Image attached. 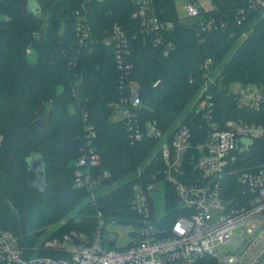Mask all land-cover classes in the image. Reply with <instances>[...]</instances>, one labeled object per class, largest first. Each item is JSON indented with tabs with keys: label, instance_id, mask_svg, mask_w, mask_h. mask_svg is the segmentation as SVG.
<instances>
[{
	"label": "trees",
	"instance_id": "16d2710c",
	"mask_svg": "<svg viewBox=\"0 0 264 264\" xmlns=\"http://www.w3.org/2000/svg\"><path fill=\"white\" fill-rule=\"evenodd\" d=\"M28 1L0 0V226L14 231L20 243L32 247L58 229L92 233L97 208L88 191L74 184L75 161L89 147L84 142L87 134L93 133L92 145L100 155L92 169L96 174L111 173L97 197L107 220L138 222L131 205L139 166L145 181L153 179L152 174L163 178L162 141L132 142L125 120L114 117L110 105L123 94L116 45L102 42L115 24L130 40L126 60L134 64L143 120H156L165 132L183 122L200 139L205 119L193 102L205 82L201 65L211 58L214 119L264 122V110L240 106L231 91L236 82L264 89V10L246 11L241 23L234 18L239 8L248 7L247 0H211L212 7L203 8L196 18L180 17L177 0H152L161 20L175 22L165 33L174 45L168 55L155 45L153 33L141 32L140 21L133 17L135 0H35L34 9ZM79 15L86 16L100 41L79 45ZM209 17L225 20L226 27L201 30L199 21ZM31 155L44 159L45 186H32ZM260 163H264V138L253 141L251 158H241L235 168ZM222 184L228 198L245 199L246 186L237 174L226 175ZM175 193L165 182L166 222L178 215ZM64 218L66 224L43 234ZM194 264L223 263L206 255Z\"/></svg>",
	"mask_w": 264,
	"mask_h": 264
},
{
	"label": "built area",
	"instance_id": "2783aa9c",
	"mask_svg": "<svg viewBox=\"0 0 264 264\" xmlns=\"http://www.w3.org/2000/svg\"><path fill=\"white\" fill-rule=\"evenodd\" d=\"M133 17L140 21V30L153 33L155 45L163 48L168 55L173 42L165 39V33L175 22L161 20L154 11L152 0H135ZM246 8L235 13L238 23L246 17V11L264 10V0H247ZM205 8L201 1L188 0V18H196ZM201 30L225 28L226 21L215 17L201 19ZM76 33L82 47L100 41L93 33L92 25L85 15L76 21ZM105 44L116 45L118 67L123 71L120 86L123 91L119 100L110 105L125 120L132 142L142 138H158L162 141L164 170L163 178L158 180L152 174L144 180L142 167L137 168V180L133 184L134 195L131 209L137 214L138 222L131 221L135 229L132 239L120 249L110 248L102 208L98 205V191L102 182L111 176L108 170L95 173L92 168L98 164L99 153L92 145L91 134L86 135L89 145L75 161L74 184L89 193V199L96 206L95 226L92 233L71 228L63 233H54L30 247L20 243L14 231L0 226V264H194L200 258L210 255L223 264H263L264 257V163L248 169L236 171L235 165L252 154L253 141L264 138V122H251L245 119H227L222 122L213 117L214 99L211 85L212 59L207 58L201 65L204 69V84L200 88L193 107L203 114L205 124L200 126L199 138L186 123L178 122L171 132H165L156 120H143L140 114L141 92L139 83L133 78L134 64L126 60L131 55L130 40L126 30L115 24ZM28 54H33L29 48ZM234 86V88H233ZM232 93L238 103L264 110V89L255 83H233ZM2 136L0 135V142ZM240 141L241 151H237ZM228 174H237L238 181L246 186L245 199L228 198L223 190L222 180ZM142 177V178H141ZM171 184L178 196V215L171 221H164V215H157L154 191L158 184ZM259 216L242 241L233 251L223 253L218 248L228 244L240 227L250 225V220ZM111 221L116 222L115 219ZM65 222H63L64 224ZM263 227L259 238L252 234ZM245 245L242 250L238 247Z\"/></svg>",
	"mask_w": 264,
	"mask_h": 264
},
{
	"label": "rangeland",
	"instance_id": "374dc122",
	"mask_svg": "<svg viewBox=\"0 0 264 264\" xmlns=\"http://www.w3.org/2000/svg\"><path fill=\"white\" fill-rule=\"evenodd\" d=\"M188 0H177L176 1V7H177V12L178 15L180 17H185L188 16L186 9V3ZM203 3V6L205 7V9H209L212 7L213 3L211 0H199ZM29 2V6L31 8H35L36 6V2L35 0H30ZM31 60L34 61L35 60V56L33 54L30 55ZM234 88V86H233ZM195 101V100H194ZM116 109H114V117H121L120 114H117ZM43 118H46V115H43ZM84 142L86 143L87 140H84ZM40 166V165H39ZM38 174L35 172L33 179H35V177ZM0 179H2V177H0ZM33 181V180H32ZM38 185L42 186V181L37 182ZM155 195V209L157 211V215H164L166 213V197L165 195H163V185L162 183L158 184V189L154 191ZM4 202V199H1ZM112 219H109V222L107 224H105V233L108 236V239H110V241H113L111 244L109 245L107 242V246L110 248H115V249H120L125 247L129 241L132 239V234L131 232L134 231L135 227L132 223L130 222H120V221H116L113 222L111 221ZM260 217L259 216H255L250 220V225H244L242 227H240L239 229L236 230V232L234 233V237L233 239L226 245H222L220 246L219 251L221 253L227 251V250H235L237 247V244L240 243L242 241V234H247L248 229L252 226V224L254 223H259L260 221ZM63 222H65L64 224H66L67 220L64 218L62 220H60L59 222L55 223L54 225L49 226L48 230L46 232H44L43 234L47 236L50 235L51 233H54L56 228H58L60 225L62 226ZM263 230V227L259 226L258 229L252 234V238L257 239L259 238V236L261 235V232ZM54 231V232H52ZM58 233H60V231H58ZM245 245H241L239 248V250H242L244 248Z\"/></svg>",
	"mask_w": 264,
	"mask_h": 264
},
{
	"label": "water",
	"instance_id": "95a60500",
	"mask_svg": "<svg viewBox=\"0 0 264 264\" xmlns=\"http://www.w3.org/2000/svg\"><path fill=\"white\" fill-rule=\"evenodd\" d=\"M36 123H38V121H36ZM242 145H243V142L240 141L238 149H237L238 152L241 151V149L243 148ZM28 161H29L30 168L33 169L38 174L37 175L38 177H35V179H33L32 186H35L37 188L41 187L37 183V182H40V181H42V185L45 186L46 178H45V174H44V171H45L44 159L41 158L40 156L31 155V156L28 157ZM21 236H23V233H22Z\"/></svg>",
	"mask_w": 264,
	"mask_h": 264
}]
</instances>
